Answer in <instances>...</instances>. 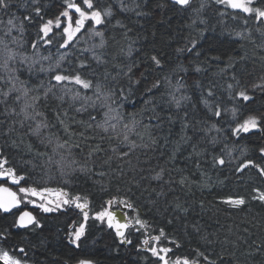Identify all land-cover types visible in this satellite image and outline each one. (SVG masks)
I'll return each mask as SVG.
<instances>
[{
  "label": "trees",
  "instance_id": "trees-1",
  "mask_svg": "<svg viewBox=\"0 0 264 264\" xmlns=\"http://www.w3.org/2000/svg\"><path fill=\"white\" fill-rule=\"evenodd\" d=\"M11 3L15 11L27 5L25 12L19 10L22 17L31 12V0H11ZM42 3L49 17L60 11L61 0H42ZM125 3L129 7L133 6V0H125ZM135 3L140 4L137 11H142L145 15L120 12L115 0H101L100 6L111 5L113 8L115 14L112 25L119 19L132 31L125 39V29L109 26V32L106 33V58L109 63L97 68V71L103 75L106 69L111 74L108 82L117 89H125L123 94L117 93L114 107L122 106L126 117L142 114L144 123L152 125L150 132L157 143L151 144L147 135L143 141L133 136L132 139L138 144L148 146L137 147L123 160L113 157L110 163L104 164V160L112 155L110 147H115L116 142L101 140L104 135L102 132L95 127H87L94 123L89 119L91 110L78 113L75 111V107H79L78 103L75 106L68 103L63 105V109L68 112L66 123L70 124V131L74 133L69 135L62 126L56 124L53 109L57 107V102L50 100L42 110L47 114L49 122L56 124V127L46 130L45 135H51L53 140L59 139L61 143L67 141L64 151H71L72 158L77 161L74 167L85 169L84 172H75L70 184L59 187L66 188L70 194L88 197L93 211L99 210L111 198L130 201L141 218L149 223L148 232L151 235H158L160 229H163L168 239H175L180 243L181 247L175 249L178 254L188 255L194 249H199L219 264H264V251H256L258 246L264 244V204L251 200L253 187L264 188V179L255 170L246 169V174H233L232 166L226 165L223 169L211 166V158L219 154L222 143L235 146L237 150L234 156L237 157L242 148L247 147L246 158L258 160V148L264 145V133L250 132L241 135L240 140L236 141L230 133V126L235 123L230 113L222 116L221 122H217L201 100V92L209 83L226 87L230 82L227 76L217 75L226 66L229 57L237 62L235 68L229 71L237 74L243 71L245 83L250 85L264 75V60L261 59L264 57V49L257 47L261 42L260 38L253 32L256 44L239 40L235 33L244 31L245 26L239 20L220 17L218 6L212 0H208V7L201 13V19L206 20L207 24L201 25L198 22L195 29L188 27L193 13L178 11L169 0H135ZM199 3L200 0H193L194 7H199ZM39 22V18H35L31 24L26 22L27 44L35 37ZM248 27L255 28L251 20ZM200 29H207L202 36ZM230 32L232 35H229ZM113 36L115 39H112ZM193 37L198 40L195 49L191 52L177 51L189 45V40ZM129 45L132 47L130 57L127 55ZM152 55L161 59L162 68H156L151 62ZM214 56L220 59L212 60ZM114 63H119L124 71H127L128 65H133L131 83L122 73L117 77L118 83L111 80L119 71L113 67ZM196 66L206 71L196 73ZM181 67L187 69V72H181ZM25 74L22 79H27ZM165 77L171 79L173 84L178 80L186 84L182 93L190 99L184 101L179 110L171 102L170 93L174 90L169 88ZM181 77L183 80H180ZM44 78L45 74H40L39 77L34 75L28 83L30 86L35 85L38 79ZM157 82L159 87L154 88L153 84ZM216 93L224 107L230 109L235 106L238 109L239 120L248 115H264V92L259 89L255 92L250 89L254 99L247 103L229 100L224 87L217 86ZM124 95H127V99H123ZM9 104L19 110V106L12 105L11 101ZM152 109H155V113ZM154 114L159 116V120L149 119ZM96 118L100 120L101 116L97 115ZM137 119H140V115ZM185 122L189 125L187 129L183 128ZM34 123L30 121L27 125L32 126ZM212 123H217L221 128L220 133L206 134V129ZM18 125L19 121L6 114L4 106L0 105V144L4 149L3 154L22 171L35 174L38 183L55 144H41L39 138L33 139L29 135L30 129ZM81 133L84 135L81 136ZM92 136L96 139H91ZM211 136H216L221 144H211ZM97 143L102 144L105 152L90 156L89 146ZM87 169L93 171L88 172ZM98 171H104L106 175H96L95 172ZM201 172L206 173V176H202ZM158 174L163 178L155 179ZM181 177H188L194 183H191L190 188L188 185L181 186L176 183ZM205 183L209 186L203 187ZM235 195L248 198L246 205L240 209H232L220 203L223 198ZM177 203L182 206L181 210L176 208ZM117 208L119 206L114 205V209ZM183 208L188 209L187 213ZM79 219L78 215L70 218L77 221ZM65 222L63 217H54L51 227L42 230V237L38 241L39 252L48 256L52 264H76V260L85 254L95 262L99 254L105 261L112 259L109 255L146 253L138 250L144 238L141 233L129 230L127 235L132 243L124 245L107 231L105 224L91 219L88 221L87 233L80 241L81 248L76 249L62 239L61 230ZM161 243L173 246L167 244L164 238Z\"/></svg>",
  "mask_w": 264,
  "mask_h": 264
},
{
  "label": "snow or ice",
  "instance_id": "snow-or-ice-1",
  "mask_svg": "<svg viewBox=\"0 0 264 264\" xmlns=\"http://www.w3.org/2000/svg\"><path fill=\"white\" fill-rule=\"evenodd\" d=\"M169 2L178 11L193 13L188 24L189 28L195 29L198 22L201 25L207 24L206 20L201 19V13L208 7V0H200L199 7L193 6V0H169ZM31 3V12L20 18L10 11L11 0H0V13L8 17L5 20L0 16V105L4 106L6 114L21 117L19 123L22 127L26 121L35 122V127L31 128V134L39 138L41 144L46 146L55 144L51 151L59 155L60 158L56 160L53 156H49L45 162L46 165L52 164L57 168L64 184L70 183L66 177L77 171H85L84 168L76 169L74 167L77 161L72 158L70 150L67 156L57 153L58 148H65L67 141L61 143L59 139L53 140L51 135H45L46 130L50 131L51 128L56 127V124L62 126L65 133L74 134L70 131V124L65 120L68 117V112L63 109L65 103L70 106H75L78 103L79 107H75V111L78 113L91 110L89 119L94 123L87 127H95L102 132L104 135L101 136V140L107 139L109 142H116L115 147H110L112 155L104 160V164L110 163L113 157L123 160L125 157H129L137 147L148 146L143 143L138 144L136 140L132 139L133 136L143 141L147 135L150 143L155 145L157 141L150 132L152 125L144 123L142 114H132L126 117L122 112V106L114 107L117 93L123 94L125 89L123 87L117 89L108 82L111 74L106 69L103 75L97 71V68L109 63L106 58L108 47L106 33L109 32V26L125 29L123 32L125 39L132 31L119 19L115 21V25H112V18L115 14L112 6H100L101 0H61L60 11L49 17L42 0H31ZM115 3L120 12H136L138 16L146 14L137 11L140 4L135 3V0L131 7L125 3V0H115ZM212 3L218 6L217 12L220 17H228L233 21L239 20L245 26L244 31L235 33L239 40H248L256 44L253 35L255 32L261 41L257 47L264 49V0H212ZM35 18H39L40 22L37 25L35 37L26 48L25 22L31 24ZM250 20L255 25L254 29L248 27ZM206 30L200 29V35L202 36ZM229 35L232 33L230 32ZM112 39L115 37L113 36ZM197 43V38L193 37L189 40L190 46L186 45L185 48L177 49V51L191 52L197 47ZM44 52L48 54H44ZM127 55L129 57L132 55L131 45H129ZM211 59L219 60L220 57L214 56ZM261 59L264 60V57ZM150 60L156 68L163 67L161 59L157 55H152ZM236 63L233 58H228L226 66L220 69L217 75L227 76L230 82L226 84V87L209 83L201 92V100L217 122H221V117L230 113L231 119L235 121L230 126V133L236 141H239L241 135L250 132L264 133V115H248L243 120H239L238 109L235 106L230 109L224 107L223 101L216 93V87H224L229 100L247 103L254 99V96L250 94V89L252 92L257 89L264 92V75L249 85L244 82L243 71L239 74L229 71L235 68ZM113 67L119 71L116 76L111 77L112 81L118 83L117 77L122 73L128 77L130 83L132 82L133 65H128L127 71H124L119 63H114ZM180 71L186 73L187 69L181 67ZM194 71L201 73L206 69L196 66ZM21 73H26L27 79H22ZM40 74H45V78L38 79L35 85L30 86L28 80H31L34 75L39 77ZM165 80L169 88L174 90L170 93L171 102L179 110L183 106V102L190 99L182 93L186 84L179 80L173 84L168 77H165ZM180 80H183V77ZM199 86V82H197V87ZM153 87H159V82L154 83ZM128 92H131V88L128 89ZM123 99H127V95H124ZM50 100L57 102V107L53 109L56 124H51L47 114L42 110ZM9 101L12 102V105L19 106V110L10 106ZM152 111L155 113V109ZM97 115L101 116L100 120H97ZM138 115H140V119H137ZM149 119L159 120V116L154 114ZM169 120L171 121V117ZM185 121H187V114H185ZM188 127V123L185 122L183 128L187 129ZM213 132H221L217 123H212L206 129L208 135ZM83 135L81 133V136ZM91 139L95 140L96 137L92 136ZM210 142L213 145L221 144L216 136H211ZM73 147H79V145H73ZM89 147L91 149L90 156L105 152L100 143ZM236 150L235 146L230 147L229 144L222 143L219 154L213 155L211 158V166L219 169H223L226 165L232 166L233 174L245 173L246 169L255 170L257 175L264 179V145L258 148V160L246 158L248 156L247 147L242 148L238 157L234 156ZM201 154L197 153V155ZM45 155L47 154L45 153ZM7 165L8 159L0 151V212L12 213L13 209L20 208L22 204L31 205L43 213H68L74 210L80 219L79 221L69 220L67 239L69 244L76 249L81 248L80 241L85 237L88 221L91 219L113 229L122 244L132 243V240L126 235L129 228L134 232L141 233L144 238L142 247L138 250L150 253L154 258V264H218L217 260L210 258L199 249H194L188 255L178 254L175 249L181 247L180 243L175 239H168L163 229H160L158 235H151L148 232L149 223L141 218L134 205L126 199H108L99 210L93 211L88 197L82 194H70L64 187L54 188L35 183L29 184L28 176L19 174L14 167ZM197 167L199 168V165ZM87 171L92 172L93 169H87ZM95 174L106 175L104 171H98ZM201 175L206 176V173L201 172ZM162 178L159 174L155 177L157 180ZM176 183L181 186L188 185L190 188L194 181H190L188 177H181ZM13 186H17L15 190ZM202 186L208 187L209 185L205 183ZM251 200L264 204V188L253 187ZM247 202L248 198L243 195L227 196L220 201L222 205L232 209H240ZM114 205H122L128 210L136 212L134 219H128L126 212L114 210ZM181 207L177 203L176 208L181 210ZM182 210L185 213L188 211L187 208ZM33 225L37 228L42 227L36 215L31 211L24 210L16 214L11 227L27 229ZM196 230L199 231V228ZM10 236L11 231L7 229L0 231V264H27L19 255H27L23 247L3 246ZM162 238L173 247L162 244ZM256 251H264V244L258 246ZM251 254L249 253V255ZM76 264H95V262L85 254L76 260Z\"/></svg>",
  "mask_w": 264,
  "mask_h": 264
},
{
  "label": "flooded vegetation",
  "instance_id": "flooded-vegetation-1",
  "mask_svg": "<svg viewBox=\"0 0 264 264\" xmlns=\"http://www.w3.org/2000/svg\"><path fill=\"white\" fill-rule=\"evenodd\" d=\"M0 151L4 153V149L0 144ZM9 167H14L19 174H25L29 177L28 183L38 184L35 174L27 173L26 171H22L19 167L13 165L10 161H8ZM23 183V182H22ZM17 186H13L14 190ZM31 211L34 215H36L37 219L40 221L42 227H35L34 225L31 228L27 229H14L12 228V224L16 218V214L21 211ZM71 216H77L76 211H69L68 213L60 212V213H43L37 208H33L31 205L22 204L20 208L13 209L12 213H2L0 212V231H4L5 229L11 231V236L7 242L4 243L3 246L5 247H23L27 253L25 256L24 254H19L22 259H24L27 264H52L51 260L48 259V256H43L41 254L39 248V238L42 237V230H48L51 227V223L54 217H63L66 219L65 225L62 228V239L67 244L70 245L67 239L68 234V224ZM130 215H128L129 217ZM130 218V217H129ZM112 235L114 233L111 229L106 228ZM87 233V230H86ZM139 234V232H135ZM44 235V234H43ZM115 236V235H114ZM83 239V238H82ZM143 240V239H142ZM142 240L140 243V248L142 247ZM124 245H127L126 243ZM173 247V246H169ZM100 253V251H99ZM112 259H106L105 261L102 260L101 254L95 260V264H154V258L151 257L150 253L146 252L145 254L138 255H128V254H121V255H109ZM120 259V261H119ZM68 264V262L66 263ZM219 264V263H218Z\"/></svg>",
  "mask_w": 264,
  "mask_h": 264
},
{
  "label": "rangeland",
  "instance_id": "rangeland-1",
  "mask_svg": "<svg viewBox=\"0 0 264 264\" xmlns=\"http://www.w3.org/2000/svg\"><path fill=\"white\" fill-rule=\"evenodd\" d=\"M13 7L14 6L12 4V7H11V10L10 11L12 13H15V15L17 17L22 18V15L19 14V10L21 12H25V7L24 8L17 9L16 11L13 10ZM1 16L4 19L5 18L6 19L8 18L6 15H4L2 13H1ZM25 27H26V22H25ZM26 35H27V33H26ZM27 46H28V44L26 42L25 47L27 48ZM84 46L87 47V45H84ZM62 51H67V50H62ZM42 52H43V50H42ZM44 54H48V53L47 52H44ZM85 55H87V54H85ZM54 59H55V56H54ZM23 74H25V73H21V78H22V75ZM25 75H27V74H25ZM12 117H13V119L15 117L18 121L21 119V117H16V116H12ZM29 122L30 121H26L23 127L19 123L18 127H22V128H25V129H30L29 135H31L33 137V139H37V137H35L34 135L31 134V128L35 127V123L32 124V126L30 127L29 125H27V123H29ZM8 128L11 129V127H8ZM57 153H63L64 156H67L68 155V152L67 151L65 152L64 149H59V148L57 149ZM51 156H53L56 160H58L60 158L59 155L54 154V153ZM74 174L75 173H73L72 175L66 177V179H68L70 181ZM40 176L42 178L40 180H38V184L39 185H46V186L54 187V188L55 187H59V186L66 185V184H64L63 179L61 178L60 173L58 172L57 168L54 165H52V164H47L46 165V168H45V172L44 173H40ZM68 184H70V183H68ZM119 206L121 207L122 205H119ZM126 212H127L128 215H130L129 216L130 217L129 219H134V217L136 215V212L130 211L128 209H127ZM129 230H131V228H129Z\"/></svg>",
  "mask_w": 264,
  "mask_h": 264
},
{
  "label": "water",
  "instance_id": "water-1",
  "mask_svg": "<svg viewBox=\"0 0 264 264\" xmlns=\"http://www.w3.org/2000/svg\"><path fill=\"white\" fill-rule=\"evenodd\" d=\"M114 210H117L118 212H119V211L126 212L125 209H124L122 206H121V207L119 206V208L114 209ZM118 218H120L119 215H118ZM127 218L129 219L128 214H127ZM111 230H112V232L114 233L115 237H116L118 240H120V239L116 236L115 231H114L113 229H111ZM128 231H129V229L127 230V233H128ZM127 233H126V235H127Z\"/></svg>",
  "mask_w": 264,
  "mask_h": 264
},
{
  "label": "built area",
  "instance_id": "built-area-1",
  "mask_svg": "<svg viewBox=\"0 0 264 264\" xmlns=\"http://www.w3.org/2000/svg\"><path fill=\"white\" fill-rule=\"evenodd\" d=\"M123 207V206H122ZM124 208V207H123ZM126 211H127V209L126 208H124ZM131 211V210H130Z\"/></svg>",
  "mask_w": 264,
  "mask_h": 264
}]
</instances>
